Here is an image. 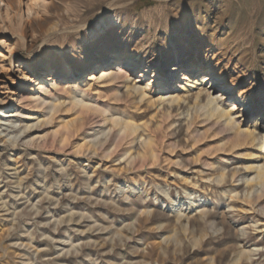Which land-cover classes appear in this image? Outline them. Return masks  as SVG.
<instances>
[{
	"label": "rangeland",
	"instance_id": "374dc122",
	"mask_svg": "<svg viewBox=\"0 0 264 264\" xmlns=\"http://www.w3.org/2000/svg\"><path fill=\"white\" fill-rule=\"evenodd\" d=\"M102 50L115 58L96 60ZM123 58L130 84L150 83L144 100L101 78ZM82 60L92 68L67 72ZM169 64L213 70V96L222 83L238 97L257 89L234 112L241 132L263 138L264 0H0V264H264V197L244 196L264 165V138L252 144L210 117L205 99L169 103L202 78L169 79ZM54 69L64 75L42 83ZM37 97L46 105L24 102ZM82 103L138 125L135 135L120 137V124ZM128 151L147 160L130 167ZM237 251L249 259L235 263Z\"/></svg>",
	"mask_w": 264,
	"mask_h": 264
},
{
	"label": "bare ground",
	"instance_id": "6f19581e",
	"mask_svg": "<svg viewBox=\"0 0 264 264\" xmlns=\"http://www.w3.org/2000/svg\"><path fill=\"white\" fill-rule=\"evenodd\" d=\"M112 21H115V17L113 16V18H112ZM82 35V34H81ZM84 37V36H83ZM114 52L115 51H107V50H102V51H100V52H98L97 54H96V60H98V61H101V62H104V64H106V63H109V59H111V58H115V55H114ZM85 60H82V61H79L78 63H77V65L75 66V67H68L67 68V72L68 73H71L72 71H75V74L76 75H79V74H82L85 70H89V69H91L92 68V65H90V64H92L91 62H90V64H89V62H88V65H83V62H84ZM93 62V61H92ZM37 64V63H36ZM21 66H23V65H21ZM128 68H130V62L126 59V58H123L122 59V61H119L118 62V65H117V67H116V69L114 70V72H102V76H101V78L102 77H108L109 76V78L110 79H120L119 80V82L120 83H122V85L121 86H123L124 88H125V91H126V94L128 95V96H134V97H139V99L140 100H144V97L146 96V90L148 89V87L150 86V83H147L144 87L143 86H139V85H136L135 83H133V84H130L129 83V81H130V75H129V73L126 71ZM188 68H190V70H191V74L189 73V71L188 70H185V66L183 67V66H181V67H177V64H174V65H172V69L174 70V71H176L178 74H180V72H181V75H183L184 76V80L185 81H187V82H189L190 80H191V75L193 74V73H195V72H200V74H201V80L199 81V80H196V81H194L193 83H191V85H190V88L188 89V93H187V96H186V98H182V97H176V98H170L169 100H168V102L169 103H174L175 104V106H177L176 108H180L181 109V107L182 106H184L182 103L183 102H185L186 101V99L187 98H189V97H194V99H195V101H200V100H203V99H205V104H204V106H201L200 108L201 109H203V110H207V112H208V114H210V117H215L218 121H220V120H223L224 121V123H225V126H227L229 129L231 128L232 130L234 129V130H236L237 131V134H241V135H244V137L246 136L251 142H252V144H254L253 142H256V143H259L258 142V140L260 139V138H262V137H258L255 133V131L254 130H251V131H249V130H247V132L245 131V133H244V131L242 130V132L239 130V126H240V121L238 120V117H239V115H237V114H235V112H234V109H235V105H232L231 103L229 104L230 106H228V107H223L219 102L222 100L221 99V97H223V98H225V97H227L228 98V95H225V92H229L230 91V88H222V92H219L218 94V97L217 96H213V93L215 92V87H213L212 85H206L205 84V82H207L208 80H211V79H213V77H216L217 79H216V81L218 80V81H220L219 80V77L217 76V75H215V73L213 72V70H211V69H208V70H199L198 68H197V66H188ZM64 71L65 70H59V69H54V70H51L50 71V77H48V79H44L43 81H42V83H46L47 82V80H53L54 78H60V77H62L63 75H64ZM46 72L44 71V70H42V71H40L39 72V75L40 76H42V75H44ZM203 73H207V75H203ZM68 76H69V74H68ZM142 77V75H140V77L139 78H141ZM168 77H169V79H173V77L174 76H172V75H169L168 74ZM222 81H223V79H222ZM222 84H225V83H222ZM221 85V84H220ZM228 85V84H227ZM229 86V85H228ZM180 88H185V86H181ZM40 89L41 90H44V91H47V89L45 88V85H42L41 87H40ZM126 95V96H127ZM238 97V96H237ZM239 98V97H238ZM25 99V98H24ZM21 100H23V98H22V96L21 95H19V97H18V100H17V102L19 101V102H21ZM164 100V99H163ZM34 101H38L37 102V104H35V105H31V103L32 102H34ZM181 101H182V103H181ZM24 102H27V106L29 105V107L30 108H32V107H40V106H44V104L46 105V103H47V101L45 100V98H43V97H41V98H30V99H25L24 100ZM231 102V101H230ZM162 103V102H161ZM168 103V104H169ZM198 103V102H197ZM202 104V105H203ZM241 105H243V106H245L244 104H241ZM20 106V105H19ZM19 106L14 110V111H12L13 113H10V115H8V117H15V116H18V115H20L21 114V112H20V108H19ZM55 106V105H54ZM81 106H82V108H84V107H86V108H88V109H94V110H97V111H99L100 113H101V116H104L105 115V113H106V110L105 109H103V108H101V107H99V106H97V105H95V104H88V103H82L81 104ZM172 106V105H171ZM196 106H197V104H196ZM21 107V106H20ZM197 107H199V106H197ZM200 108H198V110L200 109ZM52 109V108H51ZM50 109V110H51ZM139 108H137V110H138ZM53 110V109H52ZM28 111H31V110H28ZM39 111V109L37 110H34V111H31V112H28L27 113V116H26V118H30V116H32V114H34V113H37ZM167 111V110H166ZM204 111V112H205ZM248 111H250V110H248ZM180 114V113H179ZM206 115H207V113H206ZM168 116H169V114H168ZM209 116V115H208ZM52 117L50 116V119H51ZM102 121L103 122H106V121H108V122H110V123H112V124H109L110 126H112V125H119L118 124V122H119V119L118 118H110V119H107L105 116L104 117H102ZM120 121H121V119H120ZM132 122V121H131ZM48 124V123H47ZM36 127V126H35ZM65 130H67L68 129V127H69V124H65V125H63L62 126ZM113 127V126H112ZM112 127H110V128H112ZM117 127V126H116ZM119 131H120V133L118 134L120 137H122V136H126L128 133H130L131 134V136L132 135H135V132L137 131V129H138V125H135V124H133V122L132 123H130L128 120H126V121H123V122H121V124L119 125ZM9 128V127H8ZM27 128L29 129V131L33 128L34 129V124H31V125H28L27 126ZM37 128H39V127H37ZM70 128V127H69ZM114 128V127H113ZM16 129V128H15ZM14 129V130H15ZM36 129V128H35ZM117 129V128H116ZM38 130V129H37ZM113 130V129H112ZM111 129H110V131H112ZM144 130V129H143ZM143 132V131H142ZM134 133V134H133ZM236 133V132H235ZM109 134V133H108ZM115 134V133H114ZM6 135H8V134H6ZM5 135V136H6ZM142 135H143V133H142ZM142 135H138L140 138L142 137ZM4 136V137H5ZM27 136V135H26ZM109 136V135H108ZM112 136V135H111ZM127 137H129L128 135H127ZM135 137H137V134H136V136ZM134 137V138H135ZM138 137V138H139ZM38 137L37 136H33V137H30V138H28V139H21L20 140V145L22 144V145H25V147L26 146H29V147H31L32 146V143H34L33 141H35L36 139H37ZM106 138H108V137H106ZM110 138V137H109ZM108 138V139H109ZM115 138H117V137H115ZM144 138L146 139V137L144 136ZM263 138H264V136H263ZM262 138V139H263ZM39 139V138H38ZM107 139V140H108ZM119 139V138H118ZM131 139V141H132V138H130ZM136 139V138H135ZM145 139H143V145H144V148L146 149V150H148L149 151V149L151 148V143H150V141L149 140H152L151 138L149 139V140H145ZM247 139V140H248ZM261 139V140H262ZM123 140H124V137H123ZM140 140V139H139ZM106 141V140H105ZM116 141H117V139H116ZM121 141V140H120ZM140 144H141V142L140 141H138ZM17 143H18V141H17ZM106 143V142H105ZM117 143V142H116ZM136 143V142H135ZM134 143V144H135ZM246 143H247V141H246ZM35 144V143H34ZM249 144V143H248ZM31 145V146H30ZM88 145V144H87ZM152 145H153V143H152ZM136 146V145H135ZM140 146V145H139ZM154 146V145H153ZM114 147V146H113ZM115 147H116V145H115ZM155 147V146H154ZM250 147V146H249ZM251 147H252V145H251ZM62 148V147H61ZM64 148V147H63ZM149 148V149H148ZM141 149V148H140ZM155 148H152V149H150L151 150V153H152V158L154 159V160H157V158H158V154H160V153H158L157 151H158V149L155 151L154 150ZM145 150V151H146ZM130 151V150H129ZM128 151V152H129ZM136 152V151H135ZM147 152V151H146ZM146 152H144V150H143V155H144V153L146 154ZM157 152V153H156ZM129 154V156L127 157V159L125 160V161H127L129 164H130V167H131V164H134V163H139V165H141V163L144 161V159L146 158V160H147V155L146 156H143L141 153H139V152H137L136 153V155H133V154H131L130 152L128 153ZM125 155V154H124ZM150 155V154H149ZM160 156V155H159ZM251 156H253V157H255L256 156V154H252ZM154 160H152L154 163H155V161ZM147 162V161H146ZM158 162V161H157ZM144 165H143V167L145 166V164L146 163H143ZM135 165V164H134ZM208 165V164H207ZM210 166H212V165H210ZM137 167V166H136ZM17 168V167H16ZM141 168H142V166H141ZM15 169V168H14ZM17 170V169H16ZM14 174H15V172H14ZM13 174V175H14ZM225 174H226V172H225ZM234 175L232 176V179H233V181H237L238 179H236L235 178V176H236V174H235V172L233 173ZM236 177H238V175L236 176ZM228 178V177H227ZM255 178V177H254ZM256 185L254 184V186H252L251 187V189H250V191H247L246 192V194H244V196L247 198V199H249L250 200V202H251V200H262V197H264L263 196V192H264V165L263 166H259L258 168H257V176H256ZM214 179V178H213ZM222 180H225V175L224 174H220V181H222ZM213 181V180H212ZM254 181V180H253ZM234 183V182H233ZM12 184V183H11ZM264 199V198H263ZM254 204H256V203H254ZM203 213V212H202ZM206 213H207V211H206ZM203 216H201L202 218H204L205 217V215L206 214H202ZM201 218V219H202ZM205 234V233H204ZM242 240H243V238H242ZM204 242H205V235H201L199 238H198V247H199V249H201V247L204 245ZM240 250V249H239ZM200 251V250H199ZM201 252H202V250H201ZM218 252V251H217ZM224 252V251H223ZM238 252V251H237ZM218 253H220V252H218ZM206 254V253H205ZM224 254H226V253H224ZM263 253H261V252H259L258 253V255H262ZM217 256L218 255H215V256H212L210 259H215V258H217ZM249 257V255L246 253V252H244V251H240V252H238V254H236V256L234 257V262L236 263V262H238V261H240L241 259H249L248 258ZM218 259V258H217Z\"/></svg>",
	"mask_w": 264,
	"mask_h": 264
},
{
	"label": "snow or ice",
	"instance_id": "6c2138e0",
	"mask_svg": "<svg viewBox=\"0 0 264 264\" xmlns=\"http://www.w3.org/2000/svg\"><path fill=\"white\" fill-rule=\"evenodd\" d=\"M97 21L101 24V27L103 28L104 23H105L104 18L103 17H98ZM176 23L179 24L180 21H176ZM173 63H177V62L173 61ZM177 67H180V65L177 64ZM185 70H188L189 73L191 74V70H190V68H188V66H185ZM163 71L166 74H169V75H172V76H175V75L178 74L176 71H174L172 69V65L171 64L167 65L163 69ZM203 75H207V73H203ZM219 86L222 87V88H226V89L229 88V86L227 84H221ZM239 87L247 88V86L243 85V84L239 85ZM237 91H238V88H231L230 91L228 92V99L231 101V104L235 105L236 108L238 109L241 104H244L245 107H250L255 101V97L257 95V91L258 90L254 88L251 91H247V95L241 94L239 98L236 96V92ZM261 91L264 92V86L261 87ZM221 99H223V97H221ZM225 106L228 107L230 105L226 102Z\"/></svg>",
	"mask_w": 264,
	"mask_h": 264
}]
</instances>
